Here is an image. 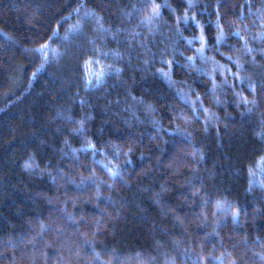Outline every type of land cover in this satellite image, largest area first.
Returning a JSON list of instances; mask_svg holds the SVG:
<instances>
[{"label":"trees","instance_id":"obj_1","mask_svg":"<svg viewBox=\"0 0 264 264\" xmlns=\"http://www.w3.org/2000/svg\"><path fill=\"white\" fill-rule=\"evenodd\" d=\"M0 264H264V0H0Z\"/></svg>","mask_w":264,"mask_h":264},{"label":"snow or ice","instance_id":"obj_2","mask_svg":"<svg viewBox=\"0 0 264 264\" xmlns=\"http://www.w3.org/2000/svg\"><path fill=\"white\" fill-rule=\"evenodd\" d=\"M159 8H160V5L153 4L152 12L147 17H145L144 22L151 24L159 16ZM185 19H187V17H185ZM200 39L203 42V40H204L203 36H201ZM218 41H219V37H218ZM48 47H49L48 45H44V46H42L41 49H39V51L45 52V54H46V50L48 49ZM198 51L201 53V56L203 58V48L199 49ZM191 59L192 58L189 57V60H191ZM168 63L171 64V62H168ZM163 75L167 76L168 73H163ZM237 215H238V213H233V219H235V217Z\"/></svg>","mask_w":264,"mask_h":264}]
</instances>
